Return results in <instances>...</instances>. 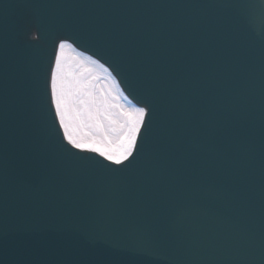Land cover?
Listing matches in <instances>:
<instances>
[{
	"label": "snow or ice",
	"instance_id": "1",
	"mask_svg": "<svg viewBox=\"0 0 264 264\" xmlns=\"http://www.w3.org/2000/svg\"><path fill=\"white\" fill-rule=\"evenodd\" d=\"M83 32L103 37L143 106L73 47ZM34 33L52 43L46 70L19 55ZM78 153L108 172L140 160L104 189ZM43 204L73 217L85 264H264V0H0V217Z\"/></svg>",
	"mask_w": 264,
	"mask_h": 264
},
{
	"label": "water",
	"instance_id": "2",
	"mask_svg": "<svg viewBox=\"0 0 264 264\" xmlns=\"http://www.w3.org/2000/svg\"><path fill=\"white\" fill-rule=\"evenodd\" d=\"M90 2H146V0H90ZM147 2H167V0H147ZM104 14H113L116 10H96ZM153 14H164L160 10ZM260 26L257 23L253 27V35L259 38ZM70 35V33H64ZM34 35V34H32ZM29 35L28 39H32ZM38 42L25 46L23 37L19 38V55L24 58H36L40 60L42 68H48V60L45 53L52 51L51 40L45 36L41 38L40 33L35 35ZM80 48L92 53L108 64L117 76L129 95L137 102L142 99L138 94L136 86L132 82L131 74L121 72L123 67L118 64L116 55L107 45L103 37L89 32L81 33L74 42ZM40 88H44L43 72L40 77ZM142 104V103H140ZM143 105V104H142ZM53 110H49L47 98L43 102V128L55 132L56 141L62 139V130H58V122L53 123ZM147 123V118H146ZM155 130L151 127L141 129L138 137V147L141 151L149 143ZM66 143V142H65ZM75 152V149H72ZM85 156L87 160L93 161L88 167L89 175L98 183L101 188L107 189L118 186L121 182L131 180L135 175L140 157L129 168L120 172H108L103 165L108 164L103 158L91 153H78ZM135 155V154H134ZM116 165H109V168H117ZM20 181L31 183L38 181V173L22 175ZM73 217L66 211L54 206L43 204L37 208L22 205L20 210L11 212L7 220L0 217V264H85V255L80 251V245L69 239V233L65 231L66 226L71 223ZM5 232L8 233L5 236ZM122 264H131L123 261ZM140 264V262H135Z\"/></svg>",
	"mask_w": 264,
	"mask_h": 264
},
{
	"label": "rangeland",
	"instance_id": "3",
	"mask_svg": "<svg viewBox=\"0 0 264 264\" xmlns=\"http://www.w3.org/2000/svg\"><path fill=\"white\" fill-rule=\"evenodd\" d=\"M108 83H109L108 81L101 79L100 81L97 82L96 86L97 88H102L103 84H108Z\"/></svg>",
	"mask_w": 264,
	"mask_h": 264
},
{
	"label": "bare ground",
	"instance_id": "4",
	"mask_svg": "<svg viewBox=\"0 0 264 264\" xmlns=\"http://www.w3.org/2000/svg\"><path fill=\"white\" fill-rule=\"evenodd\" d=\"M74 47V46H73ZM77 50V49H76ZM78 51V50H77ZM70 55H71V53H70ZM114 76V75H113ZM115 77V76H114ZM117 80V79H116ZM119 83V82H118ZM120 85V84H119ZM107 87H110V84L108 83V84H103L102 85V88H107ZM120 89H121V91L123 92V94H124V91L122 90V87H121V85H120ZM129 100H130V98H129ZM137 107H139V106H137Z\"/></svg>",
	"mask_w": 264,
	"mask_h": 264
}]
</instances>
